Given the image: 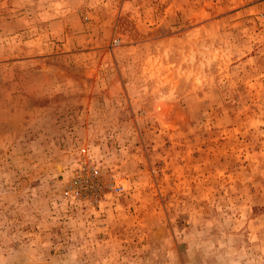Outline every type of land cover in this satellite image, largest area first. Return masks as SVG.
Returning a JSON list of instances; mask_svg holds the SVG:
<instances>
[{
    "label": "rangeland",
    "instance_id": "374dc122",
    "mask_svg": "<svg viewBox=\"0 0 264 264\" xmlns=\"http://www.w3.org/2000/svg\"><path fill=\"white\" fill-rule=\"evenodd\" d=\"M0 264H264V0H0Z\"/></svg>",
    "mask_w": 264,
    "mask_h": 264
}]
</instances>
